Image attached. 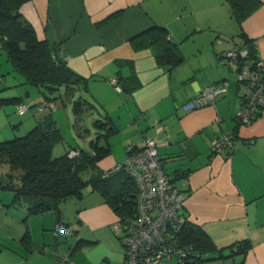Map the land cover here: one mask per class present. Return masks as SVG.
Wrapping results in <instances>:
<instances>
[{
  "label": "crops",
  "instance_id": "crops-1",
  "mask_svg": "<svg viewBox=\"0 0 264 264\" xmlns=\"http://www.w3.org/2000/svg\"><path fill=\"white\" fill-rule=\"evenodd\" d=\"M257 1L241 24L227 0H29L20 7L37 37L56 45L70 71L85 80L77 89L88 94L83 100L98 111L96 119L108 121L100 128L102 137L84 149L91 152L96 143L108 151L82 177L122 162L127 146L155 138L162 167L184 196L186 220L217 249L247 241L242 264H264V111L249 123L236 121L240 92L224 52L247 39L264 60V0ZM155 24L177 45L179 64L159 65L152 48L132 46V37ZM225 78L231 80L228 90L212 104L183 109ZM44 98H22L34 105L25 112L26 128L50 120L59 130L54 156L83 149L64 143L61 123L72 121L65 104L51 98V107H38ZM75 123L84 126L82 116ZM224 134L234 135L233 146L212 152L211 141ZM9 173L0 163V180ZM11 174L19 179V173ZM13 197V191L0 189V264H125L115 228L119 216L90 185L75 215L65 216L64 202L59 216L54 208L31 211L38 199ZM60 224L64 232L58 234ZM79 240L85 243L76 248Z\"/></svg>",
  "mask_w": 264,
  "mask_h": 264
},
{
  "label": "trees",
  "instance_id": "trees-1",
  "mask_svg": "<svg viewBox=\"0 0 264 264\" xmlns=\"http://www.w3.org/2000/svg\"><path fill=\"white\" fill-rule=\"evenodd\" d=\"M28 1L0 0V47L7 59L23 75L25 82L49 92L64 88L69 93L80 84L85 87V80L70 71L59 48L46 39H39L32 24L22 17L20 7ZM227 1L240 24L259 4L257 0ZM243 42L250 57L255 58L253 44L247 39ZM131 44L136 49L152 48L159 65L175 66L183 60L177 45L169 39L166 28L160 25L155 24L138 33L131 38ZM42 93L45 96L42 102L51 100L46 93ZM7 100L2 99L1 102ZM8 101L15 105L24 102L21 97ZM87 103V100L74 101V112L80 114L84 109L82 104ZM27 104L28 109L34 106ZM107 124V119L94 120V125L101 129ZM58 138L59 130L50 120H46L43 124L34 125L22 136L0 141V163H6L10 170L9 176H6L8 178L0 180V189L13 191L15 202H22L26 198L38 199L37 204L30 207L31 211L54 208L60 216V203L70 198L81 199L84 187L90 185L101 193L104 201L119 217L130 216L135 208L136 187L128 172L121 168L103 177L102 171L89 179L82 177V172L103 156L108 148L92 143L93 154L79 147H71L77 148L79 154L70 158L67 152L71 148H68L64 154L52 156V146ZM15 171L19 173V184L12 181L11 173ZM170 181L173 182L171 178ZM181 214L183 221L179 239L182 245L191 246L194 255L189 254L192 256L190 264H207L211 260H221L222 264H242L243 255L249 247L247 241L236 242L226 250L217 249L203 230L186 220L182 211ZM83 243L85 240H79L75 247Z\"/></svg>",
  "mask_w": 264,
  "mask_h": 264
},
{
  "label": "built area",
  "instance_id": "built-area-1",
  "mask_svg": "<svg viewBox=\"0 0 264 264\" xmlns=\"http://www.w3.org/2000/svg\"><path fill=\"white\" fill-rule=\"evenodd\" d=\"M224 57L235 74L233 79L240 92L239 108L234 114L241 124L249 123L264 111V60L251 58L244 44H238L224 52ZM116 83V79H111ZM231 80L225 78L207 86L182 105L183 109L200 108L214 102L215 96L228 90ZM53 104L42 102L39 107ZM29 108L25 102L16 105V112L23 114ZM233 134H224L211 141L212 152H221L233 146ZM70 158L79 154L77 148L67 152ZM93 154V152H91ZM124 169L133 178L136 187L135 208L125 218L119 217L115 228L124 246L125 264H190L191 246L180 243L179 231L183 216V194L170 181L157 151L155 138L147 137L139 147H126V157L120 163L105 168L101 176ZM64 231L63 225L55 227L56 233Z\"/></svg>",
  "mask_w": 264,
  "mask_h": 264
},
{
  "label": "rangeland",
  "instance_id": "rangeland-1",
  "mask_svg": "<svg viewBox=\"0 0 264 264\" xmlns=\"http://www.w3.org/2000/svg\"><path fill=\"white\" fill-rule=\"evenodd\" d=\"M24 80L23 75L15 69L12 63L7 59L5 52L0 47V141L22 136L34 125L26 128L24 122L29 114L25 113L23 115H18L16 112V105L8 100H12L13 97H21L28 102L34 99L35 96H40L42 92L46 93L50 98H55V100L59 101L61 105L65 104L64 106L67 108L69 116L72 118V121L69 124H63L62 122V126H60L62 135L64 136L65 145L67 144V142H65L67 140L68 143L72 145L78 144L83 149L90 150L91 141L98 136L102 137L101 135H98L102 132L101 129L93 124L94 119L98 118L97 110L84 108L80 114H76L73 110L74 101L78 99H88L89 96L86 92L75 88L72 89L71 93L68 95V92L62 88L61 90L52 93L43 87L29 84ZM42 95L44 94L42 93ZM7 98V102H1L2 99L4 100ZM79 116H82V121L84 123V126H81L80 128H78L75 123ZM55 153L56 150L54 149L52 156H54ZM90 169L91 167L84 170L82 176L86 177V175L91 172ZM15 173L18 174L17 171H15ZM4 178L7 177L4 175ZM12 181L13 184L19 183V179L17 178H13ZM79 204V199L70 198L61 205V209L66 213L65 216H68L69 214L75 215ZM65 216H63V219L67 222ZM169 264H175V259L173 258ZM207 264H222V261L211 260L208 261Z\"/></svg>",
  "mask_w": 264,
  "mask_h": 264
}]
</instances>
